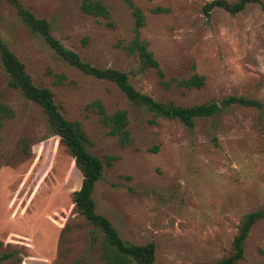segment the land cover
Returning a JSON list of instances; mask_svg holds the SVG:
<instances>
[{"label":"rangeland","instance_id":"obj_1","mask_svg":"<svg viewBox=\"0 0 264 264\" xmlns=\"http://www.w3.org/2000/svg\"><path fill=\"white\" fill-rule=\"evenodd\" d=\"M19 1L49 21L52 35L84 61L127 72L136 89L158 101L191 106L242 95L260 102L221 106L192 127L157 116L133 105L115 83L68 64L16 7L0 2V38L33 83L51 89L62 115L79 124L87 149L104 163L92 193L96 212L125 241H153L154 264H214L233 255L246 215L264 208L259 3L235 14L214 7L207 15L203 8L212 0H133L145 15L140 34L164 72L161 79L125 48L134 33L123 0H99L109 19L84 13L81 0ZM157 7L164 10L154 12ZM193 73L204 77L201 87L173 81ZM94 100L107 114L126 111L129 143L108 133L102 114L90 106ZM0 101L13 114L0 130V256L9 254L0 264H99L103 236L73 201L82 181L74 158L41 106L8 85L1 63ZM233 264H264V218L251 226Z\"/></svg>","mask_w":264,"mask_h":264},{"label":"trees","instance_id":"obj_2","mask_svg":"<svg viewBox=\"0 0 264 264\" xmlns=\"http://www.w3.org/2000/svg\"><path fill=\"white\" fill-rule=\"evenodd\" d=\"M2 0H0L1 2ZM16 7L17 13L24 22L36 34L41 35L45 42L68 64L77 68L81 72L93 76L97 79L109 80L117 85L126 98L135 106L145 108L157 116L168 119H177L192 127L195 118L212 116L217 113L221 106L233 104L243 106H260L257 100L242 95H229L220 101L203 103L191 106L176 105L173 102H161L150 95L136 89L129 80L127 72L111 67H97L84 61L80 55L63 45V43L51 33L50 23L44 18L36 17L30 10L23 7L19 0H6ZM131 9L133 17V37L125 48L130 53H136L139 58L141 69L154 68L160 78L164 77V72L160 68L159 62L148 46L146 39L141 37L140 29L145 25V15L142 9L133 0H123ZM259 3L264 11V2L261 0H212L205 4L204 12L208 15L214 7H220L235 14L246 8L248 4ZM81 10L95 17L109 19L108 8L99 0H81ZM163 8H154V12L163 11ZM0 63L8 76V85L18 89L22 96L34 101L44 110L49 127L60 137L61 142L67 146L70 154L74 158L75 166L82 175L80 187L73 192V201L76 209L90 222L97 227L102 236V248L99 264H154L155 243L149 241L143 244H135L125 241L114 228L112 223L102 214L95 210V202L92 197L95 182L100 178L104 168V163L100 158L91 153L87 147V137L77 122L66 119L54 100V94L48 87L35 85L30 74L26 71L25 65L10 50L8 45L0 38ZM178 86L185 88L201 87L204 84V77L198 73H193L189 77L173 79ZM166 86L168 82L162 81ZM90 106L97 109L102 114L103 123L108 128L110 135L117 136L120 143L125 145L130 142L128 131L129 119L125 110H117L112 114H107L102 103L94 100ZM9 106L0 101V130L3 120L12 117ZM156 149V148H154ZM108 158L106 164L110 165ZM264 218V208L248 213L245 220L239 227L238 234L234 238L235 253L227 259H223L214 264H233L242 257L243 242L247 237L251 226L258 220ZM9 257L8 253L0 256V261Z\"/></svg>","mask_w":264,"mask_h":264}]
</instances>
